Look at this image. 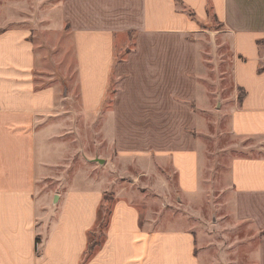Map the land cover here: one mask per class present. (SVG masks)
Instances as JSON below:
<instances>
[{
	"label": "crops",
	"instance_id": "crops-1",
	"mask_svg": "<svg viewBox=\"0 0 264 264\" xmlns=\"http://www.w3.org/2000/svg\"><path fill=\"white\" fill-rule=\"evenodd\" d=\"M181 1L203 22L210 4L211 17L231 36L233 80L244 95L232 106L230 126L235 136L254 142L252 153L231 161L234 211L257 233L247 241L244 263L264 264V0ZM56 8L59 29L74 46V64L52 78L45 67L47 44L36 38L39 28L13 10L0 14V264H206L191 230L151 228L122 193L102 247L83 263L106 191L90 187V171L64 176L59 182L68 189L48 203L39 187L57 163L39 144L47 118L98 113L113 92L110 115L120 152L167 159L180 193L199 194L200 143L185 128L190 121L176 129L175 110L162 100L201 98L197 38L208 31L178 10L176 0H61ZM130 33L135 45L118 59L117 39Z\"/></svg>",
	"mask_w": 264,
	"mask_h": 264
},
{
	"label": "rangeland",
	"instance_id": "rangeland-1",
	"mask_svg": "<svg viewBox=\"0 0 264 264\" xmlns=\"http://www.w3.org/2000/svg\"><path fill=\"white\" fill-rule=\"evenodd\" d=\"M60 2L0 0L2 16L13 10L16 16L39 28L40 34L36 38L47 44L45 67L51 78L63 65L74 64L72 40L65 29H59L60 11L56 7ZM206 22L203 29L208 32L197 38L201 98L162 100L164 106H173L175 110L176 129L182 127L183 121H190V128H185L200 143L202 191L192 197L183 196L176 174L165 158L153 153L120 152L114 140L110 115L116 101L111 98L113 92L98 113L55 115L46 119L41 126L39 145L40 149L46 146V159L57 165L50 167L51 177L41 182L39 189L42 194H47V202L51 203L54 193L68 189V184L59 182L60 177L64 180V176L73 177L90 171V187L100 185L106 191L104 220L97 234L100 241L105 239L116 196L122 193L139 207L151 228L191 230L196 237V252L206 264H245L247 241L255 238L257 233L249 223L236 220L230 165L235 156L252 153L248 146L254 142L235 136L230 126L232 106L244 95L233 80L231 36L223 33L222 24L213 17ZM116 44L118 59L126 57L135 45L134 34L120 36ZM69 68L72 71V67ZM46 81L49 83L50 79ZM116 89L113 81L111 90ZM186 110L190 112L189 119L182 118ZM164 116L159 120L162 123L168 121L166 114Z\"/></svg>",
	"mask_w": 264,
	"mask_h": 264
},
{
	"label": "trees",
	"instance_id": "trees-1",
	"mask_svg": "<svg viewBox=\"0 0 264 264\" xmlns=\"http://www.w3.org/2000/svg\"><path fill=\"white\" fill-rule=\"evenodd\" d=\"M176 5H177L178 10L186 11L192 19L199 20L198 17L196 16V14L190 8H188L184 4V2H182L181 0H176ZM207 10H208V13L211 17L212 16V7L210 4H208ZM214 18L217 20L216 17H214ZM199 22L203 28H204V26H206L207 22H203L201 20H199ZM263 68L264 67H262L261 70H263ZM103 208H104V203L101 205V207L99 209L98 220H97L95 227L88 234V248H87V250L83 256V263L88 262L93 257V255L97 252V250L102 247V245L105 241V239L103 241H100V239H98V235H97L98 230L100 231V229L102 228V221L104 220V218L102 216ZM105 237H106V234H105ZM37 242H39V239H37Z\"/></svg>",
	"mask_w": 264,
	"mask_h": 264
}]
</instances>
